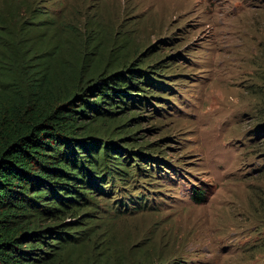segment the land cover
<instances>
[{"label":"rangeland","instance_id":"1","mask_svg":"<svg viewBox=\"0 0 264 264\" xmlns=\"http://www.w3.org/2000/svg\"><path fill=\"white\" fill-rule=\"evenodd\" d=\"M38 5L43 46L70 67L62 87L81 65L86 80L131 62L161 63L175 84L171 102L146 104L139 141L153 148L132 155L114 194L140 192L146 206L98 199L93 241L69 260L264 264V0H0V18L17 25Z\"/></svg>","mask_w":264,"mask_h":264},{"label":"trees","instance_id":"2","mask_svg":"<svg viewBox=\"0 0 264 264\" xmlns=\"http://www.w3.org/2000/svg\"><path fill=\"white\" fill-rule=\"evenodd\" d=\"M40 9L17 25L0 18V264H73L72 251L101 222L98 199L120 213L144 208L140 192L115 198L127 189L117 182L129 185L132 155L144 161L153 148L139 141L146 104L174 95L161 63L86 80L81 65L62 87L70 67L43 46L49 17ZM193 197L204 201L200 191Z\"/></svg>","mask_w":264,"mask_h":264}]
</instances>
